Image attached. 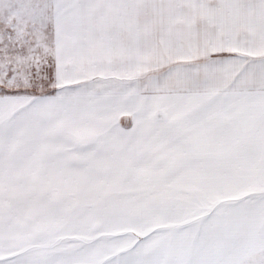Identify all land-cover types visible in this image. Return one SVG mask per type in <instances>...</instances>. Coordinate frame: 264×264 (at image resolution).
Instances as JSON below:
<instances>
[{
    "label": "snow or ice",
    "instance_id": "1",
    "mask_svg": "<svg viewBox=\"0 0 264 264\" xmlns=\"http://www.w3.org/2000/svg\"><path fill=\"white\" fill-rule=\"evenodd\" d=\"M0 264H264V0H0Z\"/></svg>",
    "mask_w": 264,
    "mask_h": 264
}]
</instances>
